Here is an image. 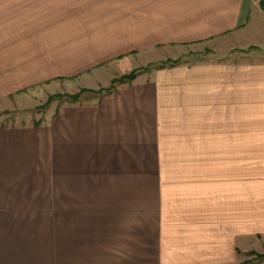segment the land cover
<instances>
[{
  "label": "crops",
  "instance_id": "1",
  "mask_svg": "<svg viewBox=\"0 0 264 264\" xmlns=\"http://www.w3.org/2000/svg\"><path fill=\"white\" fill-rule=\"evenodd\" d=\"M262 18L260 0H0V99L149 68L46 123L0 127V192L53 196L54 264L248 260L264 240V59L234 53L264 52ZM234 38L224 58L152 65Z\"/></svg>",
  "mask_w": 264,
  "mask_h": 264
},
{
  "label": "rangeland",
  "instance_id": "2",
  "mask_svg": "<svg viewBox=\"0 0 264 264\" xmlns=\"http://www.w3.org/2000/svg\"><path fill=\"white\" fill-rule=\"evenodd\" d=\"M262 0L260 6L262 8ZM264 23V18H262ZM263 36L260 35L259 42L261 41L264 46ZM238 40V39H237ZM236 38L230 40L218 39L216 42L204 43L200 45H192L188 47H171L167 50H162L157 55L155 52L152 57L156 61L152 65L158 66L161 64L167 65L172 62L180 63H193L196 61H204L205 59L215 60L216 58H224L232 46L236 45ZM246 44V43H245ZM257 42L253 44H246L245 52L234 53V59L243 60H262L264 59V52L258 51L256 48ZM254 46V47H253ZM170 61V62H169ZM139 62V63H138ZM138 62L129 61L121 64L119 69H109L108 72L102 73L103 70L97 73L95 80L89 81L90 84H103L107 86L109 79L115 74L117 79L123 75L132 72V67ZM145 63V61H144ZM143 67V66H142ZM140 68V67H139ZM138 68V69H139ZM102 73V74H101ZM114 78V79H116ZM113 81V79H112ZM86 84L83 81L79 82H52L47 85H42L26 91L18 96H12L6 99H0V127H13V126H27L31 124H40L50 121L53 117L56 106L62 104H70L66 99H57L49 106L43 108L51 95L56 94H75L79 93ZM99 85V86H103ZM100 87L94 91H98ZM92 90V89H89ZM101 94L100 96H103ZM99 96L92 93H84L81 101L76 104H90L97 102ZM2 189H0L1 191ZM53 192V189H47ZM53 196L41 195L37 197H12L2 194L0 192V208H22L19 212L8 213L0 211V224H30L31 226H1L0 225V264H54V250H55V227H54V213H53ZM251 251L247 253L248 260L240 264H264L258 258L259 255H264V240L257 242L255 245L250 244ZM245 257V254H244Z\"/></svg>",
  "mask_w": 264,
  "mask_h": 264
},
{
  "label": "trees",
  "instance_id": "3",
  "mask_svg": "<svg viewBox=\"0 0 264 264\" xmlns=\"http://www.w3.org/2000/svg\"><path fill=\"white\" fill-rule=\"evenodd\" d=\"M262 2H263L262 8L264 9V0H262ZM171 64H177V63L172 62ZM160 66L161 67H165L166 65L161 64ZM147 69H149V68H143L142 67L141 69L133 70L129 74L123 75L122 77H120L118 79L117 78L113 79L110 87L101 88L98 91H94V90L92 91V90H89V89H83L79 93H75V94H72V95L71 94L51 95V96H49V98H48V100H47V102H46V104H45V106L43 108L49 106L53 101H56L57 99H63V98H66L70 102V105H74V104L79 103L81 101V97H82V95L84 93H92V94H94L96 96H100L103 93H104V95L111 94V93H113V91H115L117 89V87L119 85L132 83L135 80V78H137V76L140 74V72H143V71H145ZM258 258H260V260L264 262V255H259ZM244 264H247V263H244Z\"/></svg>",
  "mask_w": 264,
  "mask_h": 264
}]
</instances>
